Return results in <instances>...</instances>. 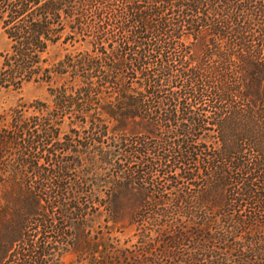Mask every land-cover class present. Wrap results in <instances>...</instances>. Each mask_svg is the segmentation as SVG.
Returning <instances> with one entry per match:
<instances>
[{"label": "trees", "instance_id": "obj_1", "mask_svg": "<svg viewBox=\"0 0 264 264\" xmlns=\"http://www.w3.org/2000/svg\"><path fill=\"white\" fill-rule=\"evenodd\" d=\"M87 1L92 0H0V33L9 43L0 55V87L45 84L52 99V104L21 103L0 115V218L15 210L26 215L19 238L11 235L8 220L0 224L7 238L0 236V252L6 244L18 246L5 264H65L68 253L75 254L70 264H264V179L258 186L242 164L232 160L229 166L222 149L194 147L184 122L196 131L199 120L190 115L179 119L187 109L183 100L174 110L169 97L166 109L160 102L151 105L173 76L162 53L160 66L133 56L152 50L144 35L157 33L155 27L162 29L167 14L177 11V23L164 24L171 40L181 44L188 35L200 40L207 60L195 69L205 66V76L220 79L239 77V99L264 125V0H121L136 30L119 47L95 38L91 51L73 52L85 42L76 17ZM54 47L64 53L49 56ZM154 115L160 116L155 120ZM66 118L71 127L98 132L83 139L88 144L78 141L81 150L92 146V154L69 145L79 135L60 139ZM173 125L179 139L158 137L161 128L173 135ZM151 139L173 142L178 161H207L212 196L201 193L191 169H171L161 176L160 170L171 164L168 155L141 161L133 173L131 167L122 170L120 158L131 165L132 156L147 155ZM83 161L91 167L84 176L77 172ZM105 169L114 173L103 185L109 188V202L96 195ZM72 171L95 180L86 183L91 187L84 201L78 197L83 184L77 179L67 183ZM49 175L58 180L51 185L54 191L40 197ZM160 178L169 189H163ZM8 191L10 199H4ZM224 192L227 201L217 207ZM124 198L142 201L127 223ZM103 213L104 225H97ZM130 228L134 232L123 242L114 235ZM52 229L56 236L46 242Z\"/></svg>", "mask_w": 264, "mask_h": 264}, {"label": "rangeland", "instance_id": "obj_2", "mask_svg": "<svg viewBox=\"0 0 264 264\" xmlns=\"http://www.w3.org/2000/svg\"><path fill=\"white\" fill-rule=\"evenodd\" d=\"M165 19L166 21L162 23V29L160 27H155V31L157 33L149 32L144 35L147 37L146 43L154 51L146 48L145 50L133 55L134 57L137 56V58L145 56V62L150 66H160V64H163V62H160V53H162L163 60L169 64V68L172 70L173 76L169 78V80L163 82V93L159 95V99L152 100L151 105L157 106L159 105L158 102H160L161 108L166 109L167 106L165 101L169 97L171 100V108L174 110L175 104L177 105L183 100L187 109L184 113L181 112L182 114L179 115V119L187 118V116L190 115V117L199 120L200 125L197 127L196 131H192V125L184 122L187 125L188 130H190L188 141L191 142L194 147L201 149L208 148L209 151L222 149L225 157L228 158L227 160L229 161V166L231 165L230 163L232 160L239 162L244 166L246 174H254L253 177L255 178L257 185L260 186L262 180L264 179V125L258 118L253 117L246 112L244 106L245 102L240 100L238 97L240 89L242 88V80L237 76H230L223 79H220L217 76H205L206 72L202 69L205 66L195 69L200 61L207 60L202 59L203 53L198 47L200 40L197 42L192 35L184 37L181 44L179 42H175L173 38L171 40L169 34L170 30L167 31L164 24L166 25L167 22L172 24L177 23L178 12H169ZM76 20L78 21L77 25H79V31L85 34L83 36L85 42H81L71 48L70 51L73 52L80 53L91 51V41L95 38H99L105 42L111 41L115 47H119L125 37H129V34H132L136 30L135 24L130 19L127 7L121 0L87 1L78 7ZM156 20L157 21L154 25L159 26V22L161 20L159 18H156ZM162 34L165 35L166 40L160 37ZM169 45L171 47H169ZM8 48V40L0 33V55L7 51ZM63 53L64 51L61 48L54 47L51 49L49 56L53 57L56 54ZM1 62L2 59L0 57V66ZM60 84L61 83L58 82V85ZM219 91H224V93L221 95L219 94ZM35 100L52 104V99L49 96L47 85L28 83L19 90L0 87V115L7 113L11 108L21 103H31ZM163 101L164 103H162ZM159 116L160 115H154L153 119L157 120ZM69 123L70 120L66 118L64 124L62 125V129L59 132L60 139L63 138L64 135L70 136V138H72L74 134L79 135L80 138H76V141L73 143L70 142L69 145H75L76 149L80 150L82 153L87 152L92 154L94 152L92 146L88 150H81L78 141H80L82 143L81 145H83V143H87L83 139H85L89 134L98 135V132L93 131L92 133H88L86 128H79L76 125L71 127ZM215 124H218V126H215ZM175 127V125L172 126L173 131ZM172 129L170 128L169 130L171 133ZM160 130L158 131V137L165 139L167 137H172L173 139L180 138L179 136L174 138L177 136L175 131L173 132V135L171 134L170 136H167V134H164L165 131L162 130L160 132ZM70 131H73V133L71 134ZM176 141L177 140H175V142ZM104 146H106L105 143L103 144V147ZM174 146L176 147L173 142L171 144L163 145L155 139H151L145 148L146 151L144 153H147V155L143 156L142 154L141 156H132L133 162L131 165L126 164L123 157L120 158L119 162L121 169L127 171V169L131 167L133 173V171H136L141 161H146L147 159L150 161V159L156 158L160 159L165 155H168L169 159L172 158L171 164H168L167 168H162L161 170L159 169L161 176L163 173L165 174L171 169L173 171L175 170L177 173L180 168L191 169L195 171L199 177L196 183L199 186L201 193L205 192L212 196L213 191L211 190V185L213 180L209 178V175H212V170L209 169L208 162L203 161V159L201 161H193L190 159H180V161H178L180 153L177 148H174ZM61 156H64L67 161L72 160L71 157L65 154ZM56 163L57 162L54 158L52 164ZM89 169H91L90 164L83 161V164L78 167L77 172H80L84 176L87 171H90ZM77 172L72 171V174H70L71 180L67 183L77 179L76 182L83 184L80 189H78L81 193L78 197H81L84 201V195L91 187L86 183H95V180L89 179L86 181L85 179L79 177ZM113 174L112 170L110 171L109 169H105L104 175L101 176L103 180L101 183L102 186L98 188V192L96 193L100 199L104 198L107 202L110 201L108 199V192L110 191L107 186L103 185L104 183H108L106 181L111 179ZM50 175L48 176L49 180H44L41 184L40 197L46 196L49 198L48 195L50 192L54 191L51 185L58 180H56V177ZM154 177H156V175ZM159 180V183H161L163 187H167V185L164 184L165 178H160ZM180 187L182 190V186ZM192 188L193 187H191V189ZM163 189L166 190L169 189V187ZM191 194L195 195L194 191ZM3 196H5L4 199H10V191L5 193ZM226 198L227 194L224 192L220 198L221 202L217 207L224 205L227 201ZM124 200L122 202L125 210L123 223H127L130 219L131 212L138 210L142 201L136 198H130V201H126V198H124ZM49 211L53 210L49 207ZM8 213H11V211ZM104 218L105 214L103 213L96 221V224L104 225ZM6 220L11 223V235H13L15 239L19 238L22 235L21 227L26 220L25 212L15 210L12 215H5L3 220L1 219L0 224ZM133 232L134 230L130 228L125 231V234L116 233L114 235L120 237L121 242H123L124 239H126V236H131ZM0 236L3 237L2 239H5L4 241L7 240L6 232L3 228L0 229ZM55 236L56 231L54 229H52V231L50 230V232L45 236L46 242L50 241L52 237ZM43 240L44 239L42 238L41 242H43ZM15 247L17 249L18 246L16 245L10 247L8 244L5 245L4 249L0 252L1 264H5L9 255H14L12 252ZM74 260V253H68L63 258L65 264H70Z\"/></svg>", "mask_w": 264, "mask_h": 264}]
</instances>
